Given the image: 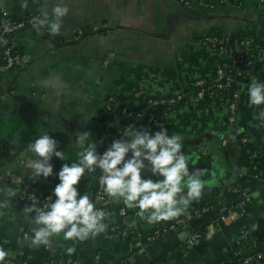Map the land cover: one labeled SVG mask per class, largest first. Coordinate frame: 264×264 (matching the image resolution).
<instances>
[{
	"label": "crops",
	"instance_id": "obj_1",
	"mask_svg": "<svg viewBox=\"0 0 264 264\" xmlns=\"http://www.w3.org/2000/svg\"><path fill=\"white\" fill-rule=\"evenodd\" d=\"M0 0V10L15 21L29 13L41 16L63 3L70 11L63 18L61 33L51 35L46 27H27L14 34L8 45L24 61L0 71V188H12L14 197L0 215V247L8 252L7 264H225L246 231L250 247L264 242V165L254 164L225 122L223 94L213 92L199 102H184L166 115L159 109L149 128L154 135L159 125L168 134L183 137L182 151L190 171L205 170V187L178 218L181 223L162 235L154 231L171 223L149 225L128 209L120 216L122 201L107 197V231L73 245L63 235L53 237L55 253L46 247L30 246L32 229L22 209L28 192H53L60 182L64 163L78 162L82 151L75 142L80 131L91 133L100 153L116 138L125 119L120 106H138L145 98L188 90L196 78H208L221 65L232 74L235 85L237 125L249 141L264 147V124L258 116L264 105L251 107L248 86L253 79L264 82V72L231 63L222 52L201 44L209 34H225L232 40L247 39L249 54L264 61V0ZM8 36L0 33V43ZM49 134L58 142L65 160L53 157L54 175L37 182L30 179L28 144ZM131 156V153H130ZM246 169L239 188L248 200L234 220L220 221L218 214L229 204L224 193L235 185H223L226 168ZM98 171V169H97ZM96 172L85 173L78 191L90 197ZM162 179V178H161ZM155 180V179H153ZM223 186L225 188H223ZM240 198V197H239ZM5 197L0 195V201ZM210 209L200 212V207ZM259 224L257 231L252 225ZM130 230L125 237L121 231ZM204 232L193 245L185 246L188 234ZM211 236V238H209ZM242 244V245H243ZM249 264H264V257Z\"/></svg>",
	"mask_w": 264,
	"mask_h": 264
},
{
	"label": "clouds",
	"instance_id": "obj_2",
	"mask_svg": "<svg viewBox=\"0 0 264 264\" xmlns=\"http://www.w3.org/2000/svg\"><path fill=\"white\" fill-rule=\"evenodd\" d=\"M22 9L28 8L27 0L21 3ZM70 9L63 3L56 4L51 13L43 9L40 17L33 18L32 26L39 31L46 27L53 36L61 33L63 18ZM3 31L8 33L13 27L5 21ZM248 103L251 107L264 105V82L253 79L248 86ZM254 119L264 122V110L254 114ZM153 135L147 128H125L122 132L127 139L114 140L103 152L98 153L96 141H90L91 133L80 131L76 134L75 144L82 149L78 162L64 163L58 173L59 183L52 195L41 201L30 194L22 209L23 215L35 225L30 237V246L48 248L55 253L53 237L63 235L65 241H72L66 253L76 252V243L95 238L107 231L105 220L108 214L97 209L87 193L81 195L78 186L85 173L102 172L100 184L109 198L122 201L129 209H139L136 215L153 225L162 221L178 218L194 201H199L205 187L202 177L205 170L190 171L188 158L182 151L183 137L169 135L163 125ZM58 142L49 134L39 136L28 144L27 151L32 154L27 162L31 170L30 179L35 183L41 178L47 180L54 175L53 157L65 160L59 151ZM131 153L130 158H126ZM150 170L153 176L162 179H144L142 172ZM12 188H0V215L8 207L7 198L14 197ZM55 197V199H53ZM259 224L252 225L257 231ZM211 238V236H209ZM8 252L0 247V264H7Z\"/></svg>",
	"mask_w": 264,
	"mask_h": 264
},
{
	"label": "built area",
	"instance_id": "obj_3",
	"mask_svg": "<svg viewBox=\"0 0 264 264\" xmlns=\"http://www.w3.org/2000/svg\"><path fill=\"white\" fill-rule=\"evenodd\" d=\"M234 0H220V2H232ZM40 17L38 13H29L27 16H25L22 19L19 20H9L5 17L3 12L0 10V33L4 34L3 31V23L7 21L12 27L13 30L6 33L9 35H13L16 32H19L20 30L24 29L26 26H32L33 18ZM43 28V27H42ZM201 44L213 51L222 52L230 59L231 63L244 66L247 64V55L249 50V41L247 39H237L232 40L228 35L225 34H209L201 39ZM256 59V58H255ZM257 59L259 57L257 56ZM246 60V61H245ZM24 61V58H22L18 53H16L10 45H7L3 49H0V71L4 70H10L16 65H20ZM253 69L252 65L248 69H244L245 74L249 76L251 70ZM233 83V77L232 74L225 70L221 65H216L213 70V77L212 78H196L193 80L191 84V91L190 94L186 98V103L188 102H199L205 99V97L209 96L213 92H219L222 94L224 91H226ZM235 96L236 91L232 92V100L230 101H224V108L226 111V118L225 122L227 125L231 127L232 135L235 139L238 140V143L243 147L245 144L249 142V135L248 133L244 132L238 125H237V119H236V113H235ZM184 97V93L182 92H174L169 95H163L160 98L152 99V98H145L138 106H132L129 102H126L120 106V113L123 115L125 121L120 126V129L116 135L115 140L117 139H127L126 137H123L122 132L125 128L134 126L135 128H147L149 129L157 120L158 113H155L153 111V108L159 109V112L161 115H166L170 110H167L165 108V105H171L176 103L177 101H180ZM260 125H263L264 123L259 120L258 122ZM111 145V144H110ZM109 145V146H110ZM107 146L103 151L100 152V154H103V152L109 147ZM130 154V153H129ZM251 158H254L257 156V151L252 150L249 153ZM127 158V157H126ZM102 175V172L98 169L96 176H95V182H96V189L92 196V202L94 203L95 207L97 209H102L107 213V197L106 193L103 191V188L100 184V176ZM231 193L235 194L237 197H240L239 200L235 203H232V201L229 202L228 205H226L223 208V211H221L218 214V219L220 221H226V220H234L239 216V213L242 209V206L246 201L249 199L247 194L243 191H240L237 187H232L230 189ZM53 192H43V193H33L28 192L22 195L21 199L29 202L31 204V201L28 200V196L30 194H35V196L41 201V206L44 203V200L46 197L52 195ZM55 199V197H53ZM128 209L124 204L119 205L117 208V213L120 216L126 215L128 213ZM210 209V205L200 207L199 211H207ZM182 220L179 218H176L171 223L165 225L164 227H161L159 229H156L154 231V235H162L166 233L167 231L173 229L175 225L181 223ZM121 236L125 237L126 234H128L127 230L121 231ZM198 232H192L190 233L185 240V246L193 245L194 242L199 238ZM247 232L242 231L240 234L241 240L237 243H242V241L246 240L247 238ZM244 243V242H243ZM264 257V251H258L255 252L251 256H246L242 260V264H249L252 259H261ZM72 260L70 257H66L64 260V264H71Z\"/></svg>",
	"mask_w": 264,
	"mask_h": 264
},
{
	"label": "trees",
	"instance_id": "obj_4",
	"mask_svg": "<svg viewBox=\"0 0 264 264\" xmlns=\"http://www.w3.org/2000/svg\"><path fill=\"white\" fill-rule=\"evenodd\" d=\"M238 1L239 0H234L231 3L232 4H236ZM2 35L4 37H6L8 34L4 33ZM254 55H255L254 52L253 53L251 52V54H249V50H248V55H247L248 58L246 59L247 60V64L244 65V69H248L250 67V65H252L253 71H255V72L256 71L264 72V61L263 60L259 61L257 58L253 59ZM225 70H227V69L225 68ZM212 77H213V74H212L211 77H208V78H212ZM235 88L236 87H235L234 82H233L232 85L226 91H224L222 93L223 94V97H222L223 106L225 105L224 101L232 100V92L234 91ZM190 91H191V87H189L188 90H183L182 93H184V97L180 101H177L174 104L165 105V108L167 110H172L175 107H177L178 105H181L184 102H186V98L190 94ZM160 97H162V95L161 96L157 95V96H153V97H150V98L157 99V98H160ZM226 115H225V118H226ZM242 148L245 149L248 153H250L252 150H256L257 151V156L254 157V160H252V161L254 162V164L264 165V147L263 146L258 147V146L252 144L249 141ZM95 189H96V182L94 180L93 187H92L91 194H90V199L91 200H92V196H93V193H94ZM224 196L226 198H230L232 203H235V202H237L239 200V197H237L235 194L231 193V191L225 192ZM127 231H128V233L130 232V230H127ZM203 232H204V230L199 231L198 233H199V235H201ZM248 238L249 237L247 236L246 240L242 241V243H240V242L238 243V247H237L236 251L231 254L229 262H227L225 264H242V260H243L244 257L251 256L255 252H258V251H264V242L260 243V244H257V245H254L252 247H250V245H244L243 242L245 243L248 240Z\"/></svg>",
	"mask_w": 264,
	"mask_h": 264
},
{
	"label": "water",
	"instance_id": "obj_5",
	"mask_svg": "<svg viewBox=\"0 0 264 264\" xmlns=\"http://www.w3.org/2000/svg\"><path fill=\"white\" fill-rule=\"evenodd\" d=\"M27 27H33V26H26L25 28H27ZM40 31H42V28L40 29ZM13 35H9L3 43H0V49H3L4 47H6L8 45V42H9L10 38ZM127 158H130V154H129V156ZM225 170H226V174H224L223 185L225 187L230 186V185H235V187H237V188L240 187L242 185V182L244 181V179L246 177V169L244 171L243 170H238L237 173H240V174L237 175L236 177H234V174H236V170L235 169H232L231 167H227ZM142 177L144 179L151 178V179H155V180H158V179L162 178V177L153 176L152 173L150 172V170L147 167L142 172ZM224 186H223V188H225Z\"/></svg>",
	"mask_w": 264,
	"mask_h": 264
}]
</instances>
